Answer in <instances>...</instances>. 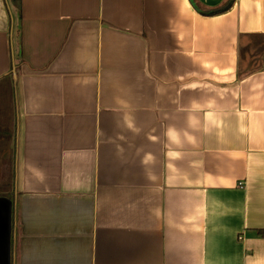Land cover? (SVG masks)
Listing matches in <instances>:
<instances>
[{
    "label": "crops",
    "instance_id": "obj_1",
    "mask_svg": "<svg viewBox=\"0 0 264 264\" xmlns=\"http://www.w3.org/2000/svg\"><path fill=\"white\" fill-rule=\"evenodd\" d=\"M193 1L0 0L7 264H264V0Z\"/></svg>",
    "mask_w": 264,
    "mask_h": 264
},
{
    "label": "trees",
    "instance_id": "obj_2",
    "mask_svg": "<svg viewBox=\"0 0 264 264\" xmlns=\"http://www.w3.org/2000/svg\"><path fill=\"white\" fill-rule=\"evenodd\" d=\"M11 1V3L15 6V7H19V5H20V0H10ZM233 0H231V2H232ZM192 2H193V4H194V6L196 7V8H198V6L197 5H195V3H194V1L192 0ZM230 4V3H229ZM199 10V9H198ZM10 217V216H9ZM257 234L259 235V236H261V237H264V229H261V230H258L257 231ZM7 260H8V257H7V259L6 260H3V262H1L0 261V264H7ZM9 261V260H8Z\"/></svg>",
    "mask_w": 264,
    "mask_h": 264
},
{
    "label": "rangeland",
    "instance_id": "obj_3",
    "mask_svg": "<svg viewBox=\"0 0 264 264\" xmlns=\"http://www.w3.org/2000/svg\"><path fill=\"white\" fill-rule=\"evenodd\" d=\"M0 227H4V229L0 228V230L2 229L3 231H6V232H8V230L11 229V221L8 215H6L5 218H2V219L0 218Z\"/></svg>",
    "mask_w": 264,
    "mask_h": 264
},
{
    "label": "water",
    "instance_id": "obj_4",
    "mask_svg": "<svg viewBox=\"0 0 264 264\" xmlns=\"http://www.w3.org/2000/svg\"><path fill=\"white\" fill-rule=\"evenodd\" d=\"M7 238H8V235H7ZM4 258L3 257H0V261L3 262Z\"/></svg>",
    "mask_w": 264,
    "mask_h": 264
}]
</instances>
